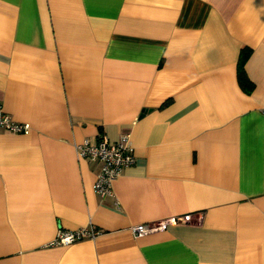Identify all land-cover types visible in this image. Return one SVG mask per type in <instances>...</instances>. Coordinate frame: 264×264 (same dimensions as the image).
I'll return each mask as SVG.
<instances>
[{
    "label": "crops",
    "instance_id": "crops-1",
    "mask_svg": "<svg viewBox=\"0 0 264 264\" xmlns=\"http://www.w3.org/2000/svg\"><path fill=\"white\" fill-rule=\"evenodd\" d=\"M0 109V264H264V0H0ZM121 134L101 197L75 143Z\"/></svg>",
    "mask_w": 264,
    "mask_h": 264
},
{
    "label": "built area",
    "instance_id": "built-area-1",
    "mask_svg": "<svg viewBox=\"0 0 264 264\" xmlns=\"http://www.w3.org/2000/svg\"><path fill=\"white\" fill-rule=\"evenodd\" d=\"M0 127L12 132H29L28 123H17L10 119L0 109ZM75 150L79 157L101 162V169L94 183V189L101 197L113 194V181L121 174L124 168L134 164V147L128 134H121L116 141H109L105 136L96 141L84 139L75 143ZM189 220V215L171 217L157 222L139 223L131 226L134 235H142L165 228L168 223ZM101 233L92 226H85L75 230H59L51 244H69L82 238H95Z\"/></svg>",
    "mask_w": 264,
    "mask_h": 264
},
{
    "label": "trees",
    "instance_id": "trees-1",
    "mask_svg": "<svg viewBox=\"0 0 264 264\" xmlns=\"http://www.w3.org/2000/svg\"><path fill=\"white\" fill-rule=\"evenodd\" d=\"M247 52H242L241 53V57H240V62H239V67H238V76H239V80L240 83L243 85V87L250 89L252 87L251 82L247 79L244 69H243V63L244 60L247 57Z\"/></svg>",
    "mask_w": 264,
    "mask_h": 264
}]
</instances>
